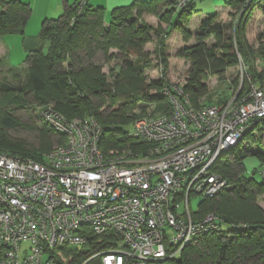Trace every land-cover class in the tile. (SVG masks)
Returning <instances> with one entry per match:
<instances>
[{
    "label": "built area",
    "instance_id": "obj_1",
    "mask_svg": "<svg viewBox=\"0 0 264 264\" xmlns=\"http://www.w3.org/2000/svg\"><path fill=\"white\" fill-rule=\"evenodd\" d=\"M79 2L81 11L87 0ZM247 68L241 61L239 90L221 103L197 107L182 87H165L172 111L148 104L128 131L152 144L147 153L105 151L94 116L43 108L63 142L40 160L0 150V264H173L225 227L214 211L195 218L191 203L231 188L213 167L264 118V79ZM244 73L252 82L240 93ZM259 173L264 179V164Z\"/></svg>",
    "mask_w": 264,
    "mask_h": 264
},
{
    "label": "trees",
    "instance_id": "obj_2",
    "mask_svg": "<svg viewBox=\"0 0 264 264\" xmlns=\"http://www.w3.org/2000/svg\"><path fill=\"white\" fill-rule=\"evenodd\" d=\"M247 1L227 2V5L239 12L238 15L237 12L232 13L235 17L230 23L232 36H227L225 23L216 21L219 12L208 13L201 20L196 34L198 42L186 54L192 60L193 71L192 78L184 89L191 94L190 98L195 106L198 105L195 97L205 93L202 76L210 74L224 77L229 66L239 63V57L245 59L250 69L255 56L259 55L264 59V43L256 51L249 50L243 35L255 0L250 4L251 0ZM180 2L181 0H134L130 5L115 7L111 19L107 21L103 6L87 3L79 11L80 2L74 0L60 18H44L41 24L43 45L27 55L25 69H12L16 72L18 85H0V150L40 160L43 158L42 150L52 149V137L47 130L41 131V143L37 147H31L26 142L7 135L8 129L23 126L21 119L13 113L28 104V95L31 94L37 103L46 105L43 108L53 104L68 119L88 116L98 119L104 127L100 144L105 151L130 149L134 153H147L152 144L128 136L127 126L141 117L133 113L140 101L146 108L148 104L159 102L154 112L159 110L160 113H170L172 106L165 101L164 88L170 89L172 84L164 77L150 84L145 83V76L142 75L144 59H147L148 65L149 59L143 46L151 40L150 29H154L159 41L157 56L167 63V37L172 30L181 28L184 18H191L196 10V0H189L184 5ZM144 13L159 16L167 24V28L162 24L156 28L152 24L138 27ZM30 14L31 8L27 2L0 0V35L24 34ZM184 33L186 39L191 37L185 29ZM210 36L215 41L208 48L203 41ZM261 36L264 37V34ZM112 48H119L125 54L134 50L138 54L137 64L124 55V66L116 81L117 85L129 82L131 90L125 86L114 89L108 82L101 63L91 61L80 68L74 67L73 58L78 59L80 51H86L88 57L92 58L101 50L104 59L109 62L114 57ZM216 48H220L221 55L217 56ZM23 72H26L24 82L21 81ZM249 72L253 81L264 79V71ZM234 81V87L230 85L227 92L220 94L219 100H211L208 104L224 102L237 93L241 84L240 75ZM136 82H139L138 86H134ZM153 87L159 89L150 93L149 89ZM249 87L250 82L244 78L240 93H244ZM195 88H200L199 92ZM92 95L102 99L100 105L108 102L109 106H117V110L104 115L99 106L95 105ZM257 130L264 131V118L245 137ZM255 154L261 158L263 165L264 153ZM244 156L245 152L238 150L233 159L218 161L213 171L222 174L232 185L234 183V188L223 190L217 201L202 199L197 210L193 211L195 218L214 211L225 227L203 234L197 243L188 245L173 264H264V209L256 204L258 196H264V179L258 181L252 175L242 173Z\"/></svg>",
    "mask_w": 264,
    "mask_h": 264
},
{
    "label": "rangeland",
    "instance_id": "obj_3",
    "mask_svg": "<svg viewBox=\"0 0 264 264\" xmlns=\"http://www.w3.org/2000/svg\"><path fill=\"white\" fill-rule=\"evenodd\" d=\"M27 2L31 8V14L29 16L28 22L26 24V35L38 34L41 29L42 21L45 17L47 18H60L65 11V0H22ZM69 3H73L74 0H68ZM134 0H87V3L92 6H103L105 10V18L107 21L111 19L112 10L118 6H127L130 5ZM150 1V0H147ZM195 12L191 18H184L182 27L176 30H172L169 36L166 39V55L167 63L159 59L157 56V49L159 47V41L157 34L154 33V29H150L151 40L146 42L143 46V50L148 54V61L144 59V68L143 76H145V83L150 84L154 80L162 79L163 77L169 81V84L177 85L183 89L188 85L192 78L193 65L192 60L186 56L191 46L198 42L196 34L200 29V24L203 18L199 17L202 14L215 13L219 12V15L216 21H222L225 23V30L227 36L233 35V29L231 22L235 19L232 13H236L238 10L232 8L230 5H227L229 0H196ZM249 1V0H248ZM247 1V2H248ZM253 0L249 1L250 4ZM247 4V5H248ZM246 5V4H245ZM246 8V7H245ZM250 15L247 18V22L244 27V37L247 43L249 50L256 51L259 49V45L264 43V37L261 35L264 34V0H255L254 6L251 9ZM239 12H237V15ZM144 24H152L154 27H158L160 24L166 29L167 24L164 21H161L159 16L144 13L141 16V20L137 26ZM148 29V28H147ZM184 29L191 36L189 39L185 38ZM24 34H5L0 35V45H9V59L11 63H19L23 60L25 56V50L23 48ZM214 37L210 36L206 38L203 43L209 48L214 43ZM14 46V48H13ZM46 50V49H45ZM111 52L114 53V57L108 62L104 59V53L99 50L92 57L89 58L86 51H80L78 53V59L73 58L74 67L80 68L91 61L101 63L103 66V71L107 75L108 82L112 84L115 88H121L125 86L126 89L132 88V85L129 82H120L122 85H117V76L120 72L122 66H124V55H127L129 59L133 60L137 64L138 54L133 50L129 51V54L123 53L119 48H112ZM215 52L217 56L221 55L222 52L220 48H216ZM239 63L229 66L224 77H219L218 75H205L202 76L201 82L204 84L205 93L199 96H196L198 105L208 104L211 100H219L220 94L222 92H227L230 85L234 87V80L240 75L241 70V61L245 64V59L239 57ZM67 68V65L64 64ZM247 68V73L249 74L250 70L256 72L264 71V59L259 55L255 56L254 61L252 62L251 69ZM26 71V70H24ZM244 73L245 78L251 83L250 75ZM242 75V74H241ZM16 72L7 68L6 65H0V85L1 84H14L18 85ZM241 77V76H240ZM22 82L26 81V72H23ZM125 84V85H124ZM137 84V85H136ZM139 82H136L134 86H138ZM232 87V88H233ZM159 89V88H158ZM157 88L149 89L150 93L156 92ZM199 92L200 88H195ZM185 90V89H184ZM140 92H138L139 94ZM189 96V92H186ZM95 105L99 106V110L102 111L104 115L109 114L112 111L117 110V106H109L108 102L101 104V98L95 95H92ZM192 98V96H190ZM53 105V104H50ZM46 105H40L36 102L33 96L28 95V104L24 108H19L14 111V115L21 119L23 126H18L16 128L8 129L7 135L10 138L22 140L26 142L31 147H37L41 142V131L47 130L52 137L53 145L52 148L58 143L63 142V138L59 136L55 131H53L49 126H47L41 119L40 113L43 107ZM151 108H146L142 101L137 105V108L133 110V113L137 115H143L150 111ZM159 111V110H158ZM157 110L155 114L160 113ZM128 130L132 128V124L128 125ZM49 149L42 150V153H47ZM238 150L245 152V156L242 159V173L247 175H252L256 180L261 181L262 177L259 173V170L262 167L261 158L256 155V152L264 153V131L257 130L249 137H245L239 146L235 149L222 153L219 161L231 160L236 157ZM108 151V150H107ZM41 152V151H40ZM108 152H116L115 149H110ZM17 154V153H15ZM234 188V183L229 188L232 190ZM226 190V189H224ZM222 192V191H221ZM221 192L213 198L217 201L221 197ZM233 193V192H232ZM257 205L264 209V196H258ZM202 200V197L197 196L192 198L191 208L193 211L197 210L199 202ZM213 212V211H211ZM210 213V212H209ZM208 214V213H207ZM197 243L195 241L193 244ZM75 252L80 253L79 250ZM85 255L81 257L83 259Z\"/></svg>",
    "mask_w": 264,
    "mask_h": 264
},
{
    "label": "crops",
    "instance_id": "obj_4",
    "mask_svg": "<svg viewBox=\"0 0 264 264\" xmlns=\"http://www.w3.org/2000/svg\"><path fill=\"white\" fill-rule=\"evenodd\" d=\"M65 8L69 6V1L65 0ZM206 14H202L199 17L204 18ZM46 18V17H45ZM201 21V20H200ZM26 29V27H25ZM23 48L25 50V56L23 60H21L19 63H11L9 59V52H10V47L9 45H3L1 43L0 45V65H6L8 70L9 69H25L27 67V62L25 61L27 55L39 48L43 45L42 39H41V29L38 34H31V35H26L25 31V36L23 40ZM14 48V46H13Z\"/></svg>",
    "mask_w": 264,
    "mask_h": 264
}]
</instances>
